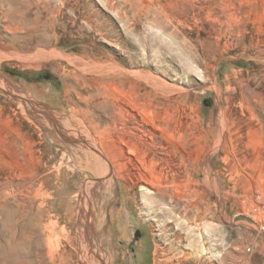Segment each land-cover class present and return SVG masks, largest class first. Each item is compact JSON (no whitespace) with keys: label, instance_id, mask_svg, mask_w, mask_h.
Listing matches in <instances>:
<instances>
[{"label":"rangeland","instance_id":"374dc122","mask_svg":"<svg viewBox=\"0 0 264 264\" xmlns=\"http://www.w3.org/2000/svg\"><path fill=\"white\" fill-rule=\"evenodd\" d=\"M81 54L190 90L205 122L218 115L205 68L218 69L233 135L226 153L192 156L201 168L209 159L214 183L194 175L183 222L148 217L143 193L135 204L119 181L108 195L92 188L95 176L75 166L65 119L97 95L64 59ZM261 194L264 0H0V264H264ZM84 206L95 212L89 249ZM187 222L193 231L178 228Z\"/></svg>","mask_w":264,"mask_h":264},{"label":"bare ground","instance_id":"6f19581e","mask_svg":"<svg viewBox=\"0 0 264 264\" xmlns=\"http://www.w3.org/2000/svg\"><path fill=\"white\" fill-rule=\"evenodd\" d=\"M57 57L63 58L60 55ZM64 59L73 68V73H79L90 85L91 92L97 93L85 98V110L73 107L70 109L71 115L65 119V126L69 127V132L77 140L74 147L82 154V157H76L75 166L85 175L95 176L92 188H105L108 195L114 182L119 181L135 204L139 203L138 192L143 193L142 204L148 217L160 215L164 218V224H170L175 213L177 222H183L182 213H186L191 205L194 191H188V186H198L194 182V175L202 171L209 190L213 189L214 183L210 177L209 159L201 168V162L192 156L195 153L202 155L206 149L211 150L212 154L217 151L226 153L228 140L233 135L230 114L222 105V92L217 86L215 74L218 69L211 76L209 70L212 65L207 64L205 68L204 77L209 78L211 87L217 93L218 109L217 117L211 116L205 122L200 118L201 109L193 102L195 98L190 90L168 87L148 73L131 72L122 67L116 69L85 54L70 55ZM112 82L122 86L117 95L109 90ZM125 86L127 90L123 88ZM78 99L82 100L80 97ZM113 192V199L116 200V189ZM87 206L81 209V217L84 219L85 241L89 249L93 245L91 237L96 231L93 226L95 212ZM101 219L102 224H106L107 216ZM178 228L193 231L188 222L185 227L180 225ZM188 232L187 235L190 234ZM98 258L100 264L110 262L106 255Z\"/></svg>","mask_w":264,"mask_h":264},{"label":"built area","instance_id":"2783aa9c","mask_svg":"<svg viewBox=\"0 0 264 264\" xmlns=\"http://www.w3.org/2000/svg\"><path fill=\"white\" fill-rule=\"evenodd\" d=\"M258 203V234L264 235V194L256 196ZM251 248H247V252H250Z\"/></svg>","mask_w":264,"mask_h":264}]
</instances>
